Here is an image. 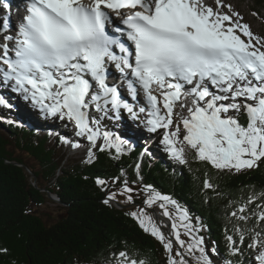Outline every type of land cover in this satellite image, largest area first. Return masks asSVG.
Here are the masks:
<instances>
[{
	"label": "snow or ice",
	"instance_id": "1",
	"mask_svg": "<svg viewBox=\"0 0 264 264\" xmlns=\"http://www.w3.org/2000/svg\"><path fill=\"white\" fill-rule=\"evenodd\" d=\"M3 8L0 89L71 129L50 135L84 165L134 151L109 127L121 120L142 126L174 164L204 165V203L226 198L223 250L201 217L146 181L144 158H155L147 145L131 177L123 166L96 176L103 205L125 209L162 246L165 264H264V189L226 197L210 174L264 166V35L228 0H25L15 25L6 0ZM0 106L12 107L2 95ZM129 247L100 264H152Z\"/></svg>",
	"mask_w": 264,
	"mask_h": 264
},
{
	"label": "trees",
	"instance_id": "2",
	"mask_svg": "<svg viewBox=\"0 0 264 264\" xmlns=\"http://www.w3.org/2000/svg\"><path fill=\"white\" fill-rule=\"evenodd\" d=\"M251 1L252 11L260 14L256 9H264V0ZM9 112L0 106V248L8 249L7 254H0V264H100L111 251L122 249L125 242L130 252L138 249L146 253L152 264L165 262L162 246L143 233L125 215L126 210L103 205L102 193L94 183L98 175L118 174L119 166L131 177L144 147L136 145L119 162L101 153L93 165L76 163L66 168L63 145L50 135L64 131L55 128L45 133L41 119L37 123L41 127H36L29 121L21 123L8 118ZM7 120L16 124H8ZM17 164L32 171L37 187L32 176ZM191 169L174 164L164 153L162 160L145 157L142 164L146 181L201 217L208 229L206 236L217 242L222 251L226 198L204 203L199 188L205 166L192 161ZM210 174L226 197L237 198L242 189L247 193L246 185L264 189V166L242 176ZM44 191L58 195L65 210L64 216L54 223L37 211L48 202Z\"/></svg>",
	"mask_w": 264,
	"mask_h": 264
},
{
	"label": "rangeland",
	"instance_id": "3",
	"mask_svg": "<svg viewBox=\"0 0 264 264\" xmlns=\"http://www.w3.org/2000/svg\"><path fill=\"white\" fill-rule=\"evenodd\" d=\"M18 2L20 0H17ZM228 2L233 6V8L238 11L244 18V22L248 23L251 26V29L254 33L259 34V35H264V22L262 20V17L264 18V9H261L260 11L258 9H256L260 14H256L254 15V12L252 11L253 9V4L251 0H228ZM260 18V19H259ZM7 93H11L10 91H8ZM8 98L7 102L10 103L12 102L13 104H15L17 102V98ZM26 103L25 101L22 102ZM18 104H20V101L18 102ZM22 104H20V106H22ZM30 112L28 114L29 117V122L36 126L37 125L39 127H41V125L37 124L38 120H40V117L43 118L36 110H34L32 107L30 108ZM12 114L7 113V116H11ZM21 118H23V116H19ZM45 120V119H44ZM43 124L42 126L44 127L42 130L45 133H48L49 131L52 130L51 127H56L59 128L60 131L62 130H67L68 134L66 135H71V129L68 128H64L62 126V124L60 122H53L51 120H45L44 123H40ZM134 125V126H133ZM133 125L131 124V128H135V130H133L134 132H139L141 131L140 129H138L136 127V125L133 123ZM138 129V130H136ZM143 133V132H141ZM154 146L156 148V157L160 158L161 160L163 159V153L161 151H159V148L157 147V144L154 142ZM63 151L65 152L64 154H68V161L66 163V167H68L71 164H75V163H80L81 162V154H76L72 151H69L66 147H62ZM37 211L39 213H43L46 215V218L49 222H56L59 219H61L64 214H65V210L63 209V205L62 203H59V201H54L51 200L50 198H48V202L40 207L37 208ZM192 213V212H191ZM192 215L194 216V214L192 213ZM206 235V233H205ZM207 237V236H206ZM208 239V237H207ZM208 241L211 243V241L208 239ZM165 264V262L163 263Z\"/></svg>",
	"mask_w": 264,
	"mask_h": 264
},
{
	"label": "bare ground",
	"instance_id": "4",
	"mask_svg": "<svg viewBox=\"0 0 264 264\" xmlns=\"http://www.w3.org/2000/svg\"><path fill=\"white\" fill-rule=\"evenodd\" d=\"M4 2H5V0H0V19H2L5 16V14H6V10L3 8V3ZM6 2H8L11 5V23L13 25H15L19 21L20 15H19L18 12H21L22 0H20L19 2L17 0H6ZM51 128H56V127L54 126V127H51ZM127 128H129L130 131H131V134L128 135V137L131 140L139 142V141H141L144 138V134L141 133V131L139 132V130H138V129L142 130V127L136 129V130H138V132L132 131V130H135V128H131L130 126H127ZM68 132L66 131V133H68ZM122 135L125 136L126 138H128L125 134H122Z\"/></svg>",
	"mask_w": 264,
	"mask_h": 264
},
{
	"label": "water",
	"instance_id": "5",
	"mask_svg": "<svg viewBox=\"0 0 264 264\" xmlns=\"http://www.w3.org/2000/svg\"><path fill=\"white\" fill-rule=\"evenodd\" d=\"M17 165L20 166V167H22L25 170L26 174L32 176V179L34 180L33 185L35 187H37L36 176L32 173V171L28 167H26V166H23V165H20V164H17ZM48 198H53V196H52V194L50 192H48ZM119 209H121V208H119Z\"/></svg>",
	"mask_w": 264,
	"mask_h": 264
}]
</instances>
